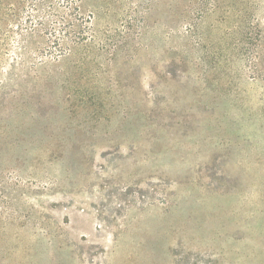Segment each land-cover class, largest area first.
Here are the masks:
<instances>
[{
	"label": "rangeland",
	"instance_id": "obj_1",
	"mask_svg": "<svg viewBox=\"0 0 264 264\" xmlns=\"http://www.w3.org/2000/svg\"><path fill=\"white\" fill-rule=\"evenodd\" d=\"M0 264H264V0H0Z\"/></svg>",
	"mask_w": 264,
	"mask_h": 264
}]
</instances>
